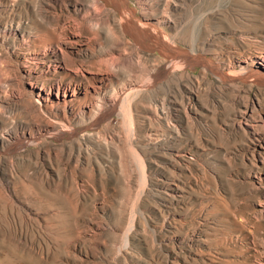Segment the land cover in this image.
<instances>
[{
  "label": "rangeland",
  "instance_id": "obj_1",
  "mask_svg": "<svg viewBox=\"0 0 264 264\" xmlns=\"http://www.w3.org/2000/svg\"><path fill=\"white\" fill-rule=\"evenodd\" d=\"M0 264H264V0H0Z\"/></svg>",
  "mask_w": 264,
  "mask_h": 264
},
{
  "label": "bare ground",
  "instance_id": "obj_2",
  "mask_svg": "<svg viewBox=\"0 0 264 264\" xmlns=\"http://www.w3.org/2000/svg\"><path fill=\"white\" fill-rule=\"evenodd\" d=\"M96 6H95V11L96 10H98V9H96V7L99 5H97V3L95 4ZM101 7V6H100ZM100 10V9H99ZM103 11V10H102ZM101 11V12H102ZM98 13V12H97ZM124 13V16H123V21H125L126 20V18L127 17H130L129 15H132V12L131 13H127V12H123ZM99 14H100V12H99ZM132 17V16H131ZM131 17H130V19H131ZM127 19H129V18H127ZM127 21V20H126ZM129 22H130V20H129ZM124 23H126V22H124ZM127 23H128V21H127ZM136 25V24H135ZM125 27V26H124ZM162 38V37H161ZM258 73V72H257ZM60 89L62 90V92L64 93V95H65V93L67 92V91H69V86H60Z\"/></svg>",
  "mask_w": 264,
  "mask_h": 264
}]
</instances>
